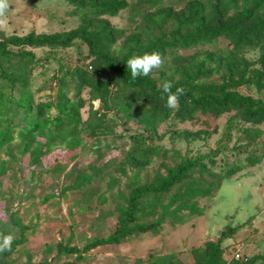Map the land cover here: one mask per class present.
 <instances>
[{
    "label": "rangeland",
    "instance_id": "obj_1",
    "mask_svg": "<svg viewBox=\"0 0 264 264\" xmlns=\"http://www.w3.org/2000/svg\"><path fill=\"white\" fill-rule=\"evenodd\" d=\"M85 1L6 0L7 11L0 15V39L31 31L49 34L74 29L79 17L73 10ZM122 1L127 6L115 15L90 16L88 25L89 29L105 28L110 33L113 40L103 41L101 51L112 58L124 57L138 32L139 43L152 35L165 34L168 38L169 31L190 13L194 0H160L146 5L140 14L130 8L135 0ZM236 10L230 6L223 16L205 12V24L213 27L216 22L225 23ZM259 19L250 24L264 26V11ZM24 51L30 56H21ZM232 52L234 56L227 57ZM87 54L88 47L78 40L66 48L8 45L6 53L0 50V136L10 131V140L0 147V233L11 234L16 243L5 258L14 264H195L198 260L192 249H202L207 241L217 240L221 231L227 230L229 236L222 244L241 240L245 257L252 260L246 264H264L257 257L264 254V159L251 165L248 158L256 144L264 141V121H244L234 110L216 116L199 115L197 121H178L173 114L162 121L154 120L139 111V104L133 103L124 111L123 94L135 96L136 90L130 92L114 80L108 84L104 105L100 104L98 121L91 115L98 100H89L88 86L78 89V76L91 59ZM159 54L161 66L141 76L152 83L178 82L184 75L198 73L193 84L216 85L230 73H238L244 79L235 90L254 97L264 95L247 82L251 70L260 65L258 46L236 49L228 37L219 35L186 47L175 43ZM205 71L209 73L201 75ZM62 85L67 86V98L83 102L75 128L54 123ZM133 110L140 115L130 117L128 112ZM142 117L151 120L150 129H143L139 121ZM30 127L45 136L57 134L62 140L50 146L34 169L17 133ZM141 131L142 150L134 154L135 161L125 160L132 138ZM72 138L77 143L68 145ZM40 139L46 140L43 136ZM183 158L205 166V170L197 167L198 171H193L192 180L200 185L210 180L218 182L211 194L195 199L194 206L201 212L183 210L177 214L179 220L166 217L156 231L80 251L92 237L110 232L114 225L112 210L117 202H123L135 176L144 182L155 174H164ZM103 161L106 167L88 184L80 189L68 187L81 170ZM240 165L242 169L231 176L218 178L226 168ZM111 177L116 182L106 189L104 185ZM96 189L109 200L104 206L95 201ZM15 221L24 226L22 236ZM64 246L79 251L68 252ZM225 253L226 259L229 253Z\"/></svg>",
    "mask_w": 264,
    "mask_h": 264
},
{
    "label": "trees",
    "instance_id": "obj_2",
    "mask_svg": "<svg viewBox=\"0 0 264 264\" xmlns=\"http://www.w3.org/2000/svg\"><path fill=\"white\" fill-rule=\"evenodd\" d=\"M158 1L160 0H135L130 8L134 13L140 14L139 12L146 5H153V3ZM125 6H127V2L122 0H113L107 3L98 2V0H87L79 8L73 10L79 17V24L76 28L59 33L36 34L31 31L22 36L12 35L6 40L0 39V50L6 53L8 45L16 47L46 46L50 48H66L75 40L84 43L88 47L87 55L91 59L86 64L84 72H81L78 76V89L88 86L89 100L92 101L94 98L98 100V106L91 110V115L96 117L98 121H100V118L97 117L100 112V104L104 105L108 94V84H113L114 81L130 92L136 90L135 96L129 93L123 94L124 111H127V108L133 103L139 104V111H142L146 117L150 116L151 119L154 118V120L162 121V119L173 114V117L178 121H197L199 115L211 114L216 116L234 110L240 113L244 121L250 123L264 121V95L254 97L245 92L235 90L234 88L240 80L244 79V76H240L238 73H230L228 78L224 79L221 84L216 85L193 84V81L198 77V73L184 75L183 80L178 82H173L172 79L169 80L172 82L171 90L173 92L176 88H182L183 93L179 96L178 108L168 109L165 107V101L162 98L164 94L160 90L161 84L152 83L142 77H137L133 80L125 65L127 58L132 55H140L152 51L158 53L159 51L164 52L165 47H170L175 43L186 47L223 35L231 40L236 49L247 45L258 46L260 48V65L251 70V75L248 76L247 82L254 84L257 90H262L264 94V26H259L255 23L253 27L250 24L253 21H260V13L264 11V0L191 1L190 13L183 17L178 22V25L174 26L173 30L169 31L168 38L165 34L163 36L152 35L146 42L139 43L138 36L141 32H138L137 37L133 39L134 43H131L127 49L126 55L122 58H112L107 53L101 51V48H103V41L111 42L113 38L109 32L105 31V28H101L100 30L89 29L88 27L91 24L90 16L102 14L115 15L120 8ZM230 6L237 10L227 22H216L213 27L205 24V12L223 16L226 13V9ZM165 14H168V12L166 11ZM240 25L242 27L238 28ZM26 55H29V52H21V56ZM232 56H234L233 52L228 53L227 57ZM200 73L203 75L209 72ZM102 76L105 77L103 78ZM99 77H102V79H98ZM112 80L114 81L112 82ZM66 91L67 86L62 85L59 88L58 102L56 103L57 114L53 119L56 126L72 124L73 128H75L79 123L78 112L83 102L80 99L71 100L67 98L65 96ZM27 109H29L28 106ZM45 109L47 108L45 107ZM128 113L130 117H138L140 115L136 110ZM139 121L144 125L145 128L143 129H150V119L142 117ZM142 132H138L132 138L133 145L125 153V160L135 161L134 154L142 150L141 146L144 142ZM17 133L19 135V144L23 147V151H29V162L33 169L39 165L42 155L49 151L51 145L62 142L57 134L49 133L45 136L42 133H37L35 127L26 128L25 130L21 129ZM40 136L45 137L46 140L42 141ZM135 136H137L136 139H134ZM9 140L10 131L6 130L0 136V147L5 145ZM76 143L77 140L74 138L69 139L67 142L68 145ZM248 158L251 165L264 159V141L256 144V150L251 152ZM106 165L107 163L104 161L101 164H90L75 175L74 182L69 184L68 187L80 189L81 186L88 184L92 178L98 176ZM197 167L201 171L205 170V166L200 165L196 160L183 158L173 167H168L164 174H155L144 182H140L138 177L135 176L123 202H117L112 210L114 225L110 232L105 236L92 237L80 251H86L103 244L120 243L133 234L156 231L166 217H171L174 221L179 220L180 217L177 214L183 210H188L190 213H193L195 210L201 212L194 206L196 204L195 199L204 198L211 194L213 187L218 182L210 180L209 182L205 181L206 185H200L196 180H192L191 175L193 171H198ZM242 167L243 165L233 169L226 168L220 176L218 175V178H227L236 171L241 170ZM115 182V178L111 177L104 186L106 189L112 188ZM104 195L103 191L96 189L93 196L97 204L100 203V205L104 206L109 202ZM167 195L168 199L164 202V198ZM14 224L19 227L20 235L22 236L24 226L18 221H15ZM226 231H221L217 240L207 241L202 249H192L193 254L198 260L195 264H233L234 262L246 264L252 261L248 256L245 260L246 262L229 260V257L225 259L223 255L226 254V245L222 244V241L229 236ZM15 244L12 242L11 247L13 248ZM63 248L68 252L79 251L77 247L68 248L64 246ZM242 253L246 256L245 247ZM6 254L7 251L0 252V264H14L5 258ZM257 257L264 261V254ZM148 264L157 263L154 261Z\"/></svg>",
    "mask_w": 264,
    "mask_h": 264
},
{
    "label": "clouds",
    "instance_id": "obj_3",
    "mask_svg": "<svg viewBox=\"0 0 264 264\" xmlns=\"http://www.w3.org/2000/svg\"><path fill=\"white\" fill-rule=\"evenodd\" d=\"M8 8L6 0H0V15H3ZM162 59L158 52H146L141 55H132L125 61L126 68L133 80L137 77L148 76L154 69L161 66ZM172 82L163 81L160 90L164 94L165 107L168 109L178 108L179 96L183 93L182 88H176L173 92ZM13 236L11 234L0 233V252L7 251L12 246Z\"/></svg>",
    "mask_w": 264,
    "mask_h": 264
},
{
    "label": "built area",
    "instance_id": "obj_4",
    "mask_svg": "<svg viewBox=\"0 0 264 264\" xmlns=\"http://www.w3.org/2000/svg\"><path fill=\"white\" fill-rule=\"evenodd\" d=\"M94 106L97 107L98 103L97 104L94 103ZM243 247H244V243L241 240H235L230 242L225 249L229 253V260H239V261L246 260V257L242 253Z\"/></svg>",
    "mask_w": 264,
    "mask_h": 264
}]
</instances>
